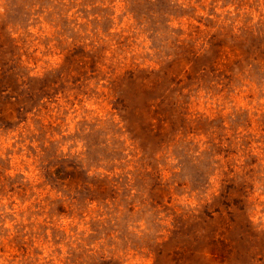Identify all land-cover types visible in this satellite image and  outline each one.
Wrapping results in <instances>:
<instances>
[{
	"label": "rangeland",
	"instance_id": "rangeland-1",
	"mask_svg": "<svg viewBox=\"0 0 264 264\" xmlns=\"http://www.w3.org/2000/svg\"><path fill=\"white\" fill-rule=\"evenodd\" d=\"M0 264H264V0H0Z\"/></svg>",
	"mask_w": 264,
	"mask_h": 264
}]
</instances>
